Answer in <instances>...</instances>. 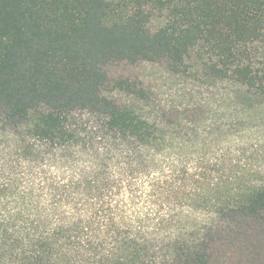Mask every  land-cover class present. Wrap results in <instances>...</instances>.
<instances>
[{
    "label": "trees",
    "instance_id": "16d2710c",
    "mask_svg": "<svg viewBox=\"0 0 264 264\" xmlns=\"http://www.w3.org/2000/svg\"><path fill=\"white\" fill-rule=\"evenodd\" d=\"M262 106L264 0H0V264H264V178L205 142Z\"/></svg>",
    "mask_w": 264,
    "mask_h": 264
},
{
    "label": "rangeland",
    "instance_id": "374dc122",
    "mask_svg": "<svg viewBox=\"0 0 264 264\" xmlns=\"http://www.w3.org/2000/svg\"><path fill=\"white\" fill-rule=\"evenodd\" d=\"M109 75L111 78H129L135 83H154V87L157 89L156 96L162 101H169L171 99L170 91L174 88H182L184 85H190L191 83H200L195 81L190 76L173 77L171 76L163 66H150L146 63H138L134 65L119 64L109 69ZM204 83H213L205 81ZM220 87L219 92H221ZM206 97V96H205ZM209 103L214 109L224 107L221 97L214 95L209 97ZM225 108V107H224ZM256 114V118L249 119L246 123L236 124L234 120L224 118L222 120L224 128L217 134L212 133L208 136L205 142L207 147L212 145L213 141H216L219 151H226L231 153L232 161L243 167L246 164V170L249 171L250 177L264 178V106ZM231 113V112H229ZM222 114V112H220ZM204 117L209 116L206 112ZM228 120V121H226ZM209 153L212 151L209 150ZM235 153V154H234ZM228 162L225 166L228 168ZM250 253L247 258L241 259V264L244 261H249V264H260L259 261L254 260L251 256V251L247 247ZM236 261L240 262L239 257H236ZM234 261V264L237 262ZM243 261V262H242Z\"/></svg>",
    "mask_w": 264,
    "mask_h": 264
}]
</instances>
